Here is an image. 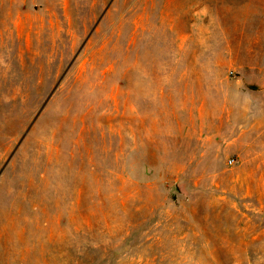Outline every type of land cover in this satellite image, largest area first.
I'll return each mask as SVG.
<instances>
[{"label":"rangeland","instance_id":"374dc122","mask_svg":"<svg viewBox=\"0 0 264 264\" xmlns=\"http://www.w3.org/2000/svg\"><path fill=\"white\" fill-rule=\"evenodd\" d=\"M0 264H264V0H0Z\"/></svg>","mask_w":264,"mask_h":264}]
</instances>
